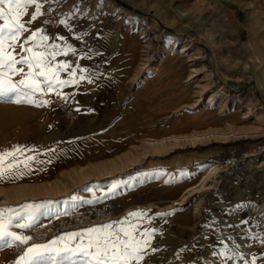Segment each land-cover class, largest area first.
I'll use <instances>...</instances> for the list:
<instances>
[{"label":"rangeland","instance_id":"rangeland-1","mask_svg":"<svg viewBox=\"0 0 264 264\" xmlns=\"http://www.w3.org/2000/svg\"><path fill=\"white\" fill-rule=\"evenodd\" d=\"M70 2L59 20L38 24L37 29L51 32L50 40L37 33L33 45L76 50L70 56L59 49L51 61L66 62L73 77L79 75L78 57L91 55L83 69L100 74L117 94L114 85L122 86L121 107L143 116L138 132H128L126 141L137 140L146 154L201 146L226 154L209 162L172 206L185 202L196 208L204 196L210 204L231 166L252 161L258 167L254 173L264 169V152L255 151L264 147V0ZM16 98H0V122L9 107L29 104ZM33 99L40 105L36 94ZM234 151L238 160L225 165ZM208 210L195 221L186 243L155 245L164 254L162 264H172L185 250L190 255L182 264H264V192L221 216ZM15 246L0 241V264H15L20 255Z\"/></svg>","mask_w":264,"mask_h":264},{"label":"crops","instance_id":"crops-1","mask_svg":"<svg viewBox=\"0 0 264 264\" xmlns=\"http://www.w3.org/2000/svg\"><path fill=\"white\" fill-rule=\"evenodd\" d=\"M38 3L40 12L37 18L31 20L36 6H28L21 17L27 30L16 39L14 50L7 49L13 51L16 59L31 55L20 46L34 49V39L28 40L32 33L47 36L46 41L50 40L51 32L37 29L38 24L45 20H59L66 14L60 10L71 2L38 0ZM66 48L63 44L59 49L63 53ZM35 49L44 51V47ZM70 53L71 56L77 51ZM79 57L75 63L79 71L77 77L71 75L70 68L59 72V79L73 83L57 87L54 91L45 87V94L36 93L40 105H16L2 114L0 154H13L5 156L0 166L4 170L0 178V213L5 217L6 224L11 218L12 222L8 225L10 232L28 237L29 229L34 225L67 212L90 210L102 203H110L115 215L109 223L113 225V230L134 226L133 235L137 239L149 240L150 249L142 253L143 259L132 261V264H162L164 254L155 245L171 248L169 246L186 243L205 207H209L208 212L213 216H221L245 202L248 196L256 198L264 192V169L254 173L258 167L253 168L254 162L247 161L226 170L224 185L220 192L212 196L210 204L204 196L201 205L197 204L196 208L193 203L182 205L185 202L179 207L172 206L183 190L204 172L209 162L224 158L226 154H220V151L210 153L207 146L180 148L163 155L146 154L137 140L126 141L128 132L131 135L138 132L143 116L131 108L121 107L120 101L124 96L122 86L114 85L120 93L117 94L113 84L106 82L100 74H91L83 69L91 55ZM16 67L23 68L24 73L28 71L27 65L22 67L17 64ZM22 78L23 73L14 82L18 83ZM56 96L69 103L68 106L78 115L75 124L68 126L53 108L50 99ZM45 100L49 101L50 109L43 105ZM9 164H12L11 168ZM130 213L142 215L131 216ZM17 224L30 226L19 228ZM100 226L103 225L95 227ZM86 230L68 233H81L85 236L83 242L87 243ZM143 233L149 236L145 237ZM62 236L45 244L55 240L56 246L62 247L63 242L58 239ZM11 244H16L13 252L22 245L19 241ZM28 248L15 256V264H23L21 257ZM188 254V250L183 254L179 252L178 257L172 259V264L186 262Z\"/></svg>","mask_w":264,"mask_h":264},{"label":"snow or ice","instance_id":"snow-or-ice-1","mask_svg":"<svg viewBox=\"0 0 264 264\" xmlns=\"http://www.w3.org/2000/svg\"><path fill=\"white\" fill-rule=\"evenodd\" d=\"M30 5L36 6V11L31 16V20H35L40 12L38 0H0V20L3 21L0 24V98H8L10 94H14L17 97L14 102L32 104L37 103L33 99L36 93L45 94V87L48 91H54L57 87H64L74 81L59 79V72L65 71L69 65L66 62L51 63L56 56L61 54L55 44L34 45V47H45L44 51H33L32 48L24 49L21 45V49L31 55L21 56L20 59H16L13 51L7 50L8 48L14 50L16 39L23 31L27 30L25 24L21 22V17ZM35 37L36 33L34 32L28 37V40H33ZM41 39L47 40L48 37L42 36ZM9 41H11L10 44ZM68 51L72 50L67 49L64 54L67 55ZM17 64L27 65L28 71L24 73L23 68L16 67ZM21 73H23V78L18 83L11 79L12 76ZM73 75H75L74 72ZM41 77L43 79H40ZM42 103L47 104L49 101L45 100ZM14 151H18V149H14ZM12 154H0V166L3 165L5 156ZM8 167L11 168L12 164H9ZM3 173L4 170L0 167V178L3 177ZM129 215L140 216L142 214L130 213ZM11 222V218H8L6 224L5 217L0 213V241L8 244V238H11V243L16 241L21 244L27 243L30 237L7 230ZM29 226V224L16 225L19 228ZM134 231V226L113 230L112 224L89 228L86 230L87 243L83 242L85 236L81 233H67L58 238L63 242L62 247H57L55 240L48 244H35L25 251L21 261L23 264H132V261L138 262L143 259L142 253L149 244L148 239L142 241L137 239L133 235ZM143 236L148 237L149 234L143 233ZM77 238H79V242H76Z\"/></svg>","mask_w":264,"mask_h":264},{"label":"built area","instance_id":"built-area-1","mask_svg":"<svg viewBox=\"0 0 264 264\" xmlns=\"http://www.w3.org/2000/svg\"><path fill=\"white\" fill-rule=\"evenodd\" d=\"M50 101L59 116L68 126L78 121V115L61 97H53ZM256 149L255 151L264 152L263 146H258ZM237 160L238 154L234 151L223 163L225 165H233ZM114 219V210L110 203H102L90 210L71 211L61 214L42 224L32 226L29 229L28 237L30 239L27 243L17 246L14 253H21L26 248L35 244H45L49 240L62 236L70 231L85 230L95 226L109 224Z\"/></svg>","mask_w":264,"mask_h":264},{"label":"bare ground","instance_id":"bare-ground-1","mask_svg":"<svg viewBox=\"0 0 264 264\" xmlns=\"http://www.w3.org/2000/svg\"><path fill=\"white\" fill-rule=\"evenodd\" d=\"M194 136H195V135H194ZM199 136H200V135H199ZM171 138H173V137H171ZM197 138H198V137H197ZM197 138H196V139H197ZM200 138H201V136H200ZM168 139H169V138H168ZM168 139H167V140H168ZM173 139H174V138H173ZM153 142H154V141H153ZM157 143H158V142H157ZM213 170H214V169H213ZM211 171H212V170H211ZM212 172H213V171H212ZM202 183H203V182H202ZM197 186H199V184H198ZM199 187H200V186H199Z\"/></svg>","mask_w":264,"mask_h":264}]
</instances>
